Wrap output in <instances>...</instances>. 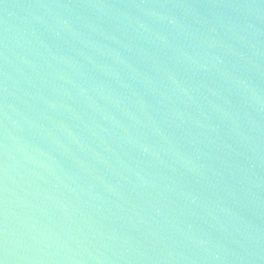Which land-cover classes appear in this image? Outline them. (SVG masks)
<instances>
[{"label": "water", "instance_id": "95a60500", "mask_svg": "<svg viewBox=\"0 0 264 264\" xmlns=\"http://www.w3.org/2000/svg\"><path fill=\"white\" fill-rule=\"evenodd\" d=\"M0 264H264V0H0Z\"/></svg>", "mask_w": 264, "mask_h": 264}]
</instances>
